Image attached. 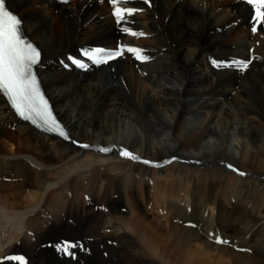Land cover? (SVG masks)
<instances>
[{
	"label": "bare ground",
	"instance_id": "bare-ground-1",
	"mask_svg": "<svg viewBox=\"0 0 264 264\" xmlns=\"http://www.w3.org/2000/svg\"><path fill=\"white\" fill-rule=\"evenodd\" d=\"M67 1L7 0L76 143L19 122L0 96V262L264 264V24L251 32L239 0H131L120 25L109 0ZM117 44L149 61L69 63ZM237 59L252 60L244 73L213 64ZM65 241L81 245L74 258Z\"/></svg>",
	"mask_w": 264,
	"mask_h": 264
},
{
	"label": "snow or ice",
	"instance_id": "snow-or-ice-1",
	"mask_svg": "<svg viewBox=\"0 0 264 264\" xmlns=\"http://www.w3.org/2000/svg\"><path fill=\"white\" fill-rule=\"evenodd\" d=\"M67 2V0H63ZM254 9L251 31L255 34L258 26L264 24V0H246ZM113 6L112 15L115 17L118 25L125 23L127 17L132 16L137 9L127 8L124 5L127 0H109ZM144 3L150 4V0H144ZM119 5V6H117ZM125 31H127L125 29ZM130 35H137L135 32H129ZM143 35V33H140ZM124 49L115 51L105 49H89L83 53L86 60L97 66L106 64L121 56ZM128 52L133 53L135 58L145 62L149 57L143 54V50L128 48ZM41 62V51L30 40H28L22 28V21L7 6V0H0V96L5 98L12 110L23 120L29 121L37 127L57 134L65 140L70 136L65 128L53 114L49 100L46 98L37 75L36 69ZM72 62L82 70H87V65L73 58ZM217 63V62H214ZM252 63V60H232L230 62H219L218 66L231 67L240 73H244ZM76 143V141H72ZM83 149H91V145H79ZM115 146H101L95 148V151L108 154L114 150ZM118 155L131 161H140L141 158L134 155L131 151L124 148L118 150ZM145 164L150 161L143 160ZM229 167H231L229 165ZM232 171H238L232 168ZM241 176L245 173H239ZM227 243L217 239V243ZM81 247L78 242L65 241L57 245L58 251L74 258L75 253L72 249ZM6 261L13 264H25L24 258L17 255L5 257ZM3 264V262H0Z\"/></svg>",
	"mask_w": 264,
	"mask_h": 264
},
{
	"label": "rangeland",
	"instance_id": "rangeland-1",
	"mask_svg": "<svg viewBox=\"0 0 264 264\" xmlns=\"http://www.w3.org/2000/svg\"><path fill=\"white\" fill-rule=\"evenodd\" d=\"M151 1V0H150ZM63 2V1H62ZM68 2V1H67ZM67 2H63L64 4H66ZM98 2V4H101V0H98L97 1ZM110 12V11H109ZM107 12H105V14H106ZM17 14V13H16ZM19 15V14H18ZM108 15V14H107ZM139 15V14H138ZM20 16V15H19ZM21 18V17H20ZM22 20V19H21ZM134 26V25H133ZM132 26V27H133ZM70 47H66L65 48V50L67 51L68 49H69ZM213 59H216V58H213ZM118 82V81H117ZM13 128V127H12ZM77 146H79V144H77ZM228 167V166H227ZM238 175V174H237ZM28 234H30V233H28ZM236 251V250H235ZM249 254V253H248Z\"/></svg>",
	"mask_w": 264,
	"mask_h": 264
}]
</instances>
